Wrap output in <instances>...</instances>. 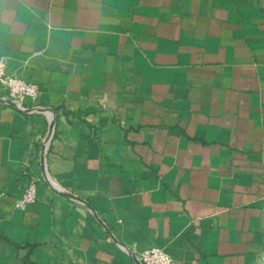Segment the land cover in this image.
Masks as SVG:
<instances>
[{"label":"crops","instance_id":"1","mask_svg":"<svg viewBox=\"0 0 264 264\" xmlns=\"http://www.w3.org/2000/svg\"><path fill=\"white\" fill-rule=\"evenodd\" d=\"M2 59L0 264H264V0H0Z\"/></svg>","mask_w":264,"mask_h":264},{"label":"built area","instance_id":"2","mask_svg":"<svg viewBox=\"0 0 264 264\" xmlns=\"http://www.w3.org/2000/svg\"><path fill=\"white\" fill-rule=\"evenodd\" d=\"M0 88L6 93V97L15 102L30 99L35 102L40 97L38 84L16 77L8 69L7 61L0 60ZM37 200L36 180H30L23 197L18 201L17 208L25 210ZM139 264H174L173 259L166 250L152 247L145 250L139 257Z\"/></svg>","mask_w":264,"mask_h":264},{"label":"water","instance_id":"3","mask_svg":"<svg viewBox=\"0 0 264 264\" xmlns=\"http://www.w3.org/2000/svg\"><path fill=\"white\" fill-rule=\"evenodd\" d=\"M0 102L4 103V104H8V105L13 106V107H18V104L15 101L10 100V99H4V98L0 97ZM53 133H54V125H52V127L50 129V137H49V139H51V137L53 136ZM72 197H74V196H72ZM75 199L86 203L84 200H82L80 198H75ZM87 205L89 206V204H87ZM210 222H211V219L205 220V223H210Z\"/></svg>","mask_w":264,"mask_h":264}]
</instances>
